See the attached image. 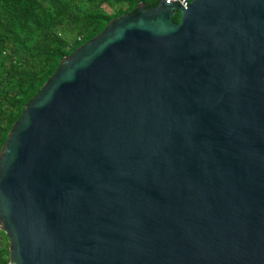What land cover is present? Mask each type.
I'll return each mask as SVG.
<instances>
[{"label": "water", "instance_id": "obj_1", "mask_svg": "<svg viewBox=\"0 0 264 264\" xmlns=\"http://www.w3.org/2000/svg\"><path fill=\"white\" fill-rule=\"evenodd\" d=\"M135 8L2 144L9 264H264V0Z\"/></svg>", "mask_w": 264, "mask_h": 264}, {"label": "trees", "instance_id": "obj_2", "mask_svg": "<svg viewBox=\"0 0 264 264\" xmlns=\"http://www.w3.org/2000/svg\"><path fill=\"white\" fill-rule=\"evenodd\" d=\"M159 0H0V149L23 107L69 56L112 20ZM191 1V0H190ZM173 22L179 21L175 15ZM0 264H9L0 230Z\"/></svg>", "mask_w": 264, "mask_h": 264}, {"label": "built area", "instance_id": "obj_3", "mask_svg": "<svg viewBox=\"0 0 264 264\" xmlns=\"http://www.w3.org/2000/svg\"><path fill=\"white\" fill-rule=\"evenodd\" d=\"M167 2H172V1H177L179 4H181L183 7H187L189 4L190 0H165Z\"/></svg>", "mask_w": 264, "mask_h": 264}]
</instances>
